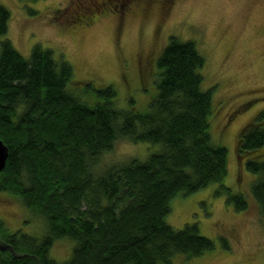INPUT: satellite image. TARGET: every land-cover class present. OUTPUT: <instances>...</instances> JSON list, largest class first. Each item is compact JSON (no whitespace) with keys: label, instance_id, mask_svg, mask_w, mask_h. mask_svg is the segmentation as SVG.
I'll use <instances>...</instances> for the list:
<instances>
[{"label":"trees","instance_id":"obj_1","mask_svg":"<svg viewBox=\"0 0 264 264\" xmlns=\"http://www.w3.org/2000/svg\"><path fill=\"white\" fill-rule=\"evenodd\" d=\"M11 13L0 3V139L7 147L0 190L44 217L43 238L0 229V264H172L203 255L215 240L196 222L176 229L170 200L186 196L227 172V148L210 132L212 87L203 88L206 58L195 41L169 35L156 57V94L141 112L117 104L111 84L76 80L62 56L35 44L23 56L5 37ZM127 104V103H126ZM239 158L256 173L251 195L264 219V111L241 130ZM160 144L146 159L131 157L94 170L113 142ZM225 203L248 208L247 198L220 185ZM2 222L0 221V224ZM74 240L59 262L50 246ZM220 246L228 242L219 237Z\"/></svg>","mask_w":264,"mask_h":264},{"label":"rangeland","instance_id":"obj_2","mask_svg":"<svg viewBox=\"0 0 264 264\" xmlns=\"http://www.w3.org/2000/svg\"><path fill=\"white\" fill-rule=\"evenodd\" d=\"M102 1L0 0L11 13L5 37L26 57L35 44L51 49L72 64L76 80L112 84L119 107H128L132 99L141 112L157 93L156 57L168 36L195 41L206 58L202 86L213 89L210 132L227 148L228 165L221 182L170 200V225L179 229L196 222L202 235L215 240V247L203 255L186 259L176 254L171 262L264 264V219L251 195L257 174L246 169L237 152L241 130L264 111V0H130L123 17L115 0H108L107 6ZM159 148L158 143L116 139L94 170L131 157L144 160ZM257 151L264 158V145ZM220 185L244 195L248 208L236 210L225 203L226 193L215 195ZM43 218L0 190V229L43 238ZM220 236L228 248L220 246ZM73 244L66 236L56 239L49 256L64 262Z\"/></svg>","mask_w":264,"mask_h":264},{"label":"flooded vegetation","instance_id":"obj_3","mask_svg":"<svg viewBox=\"0 0 264 264\" xmlns=\"http://www.w3.org/2000/svg\"><path fill=\"white\" fill-rule=\"evenodd\" d=\"M116 1V3H118V4H116L117 5V7L118 8H120V10H122V12H119L120 14H119V17H123L124 15H126V14H128L129 12H125V10H127L128 8V3L130 2V0H115ZM149 1V0H148ZM172 0H165V2L166 3H168V2H171ZM107 2H108V0H105V2L104 1H102V5H105V6H107ZM106 3V4H105ZM109 4V3H108ZM114 7V6H113Z\"/></svg>","mask_w":264,"mask_h":264},{"label":"water","instance_id":"obj_4","mask_svg":"<svg viewBox=\"0 0 264 264\" xmlns=\"http://www.w3.org/2000/svg\"><path fill=\"white\" fill-rule=\"evenodd\" d=\"M7 147L4 144V142H2V140L0 139V172L4 169L5 165H6V159L8 156V152H7Z\"/></svg>","mask_w":264,"mask_h":264}]
</instances>
